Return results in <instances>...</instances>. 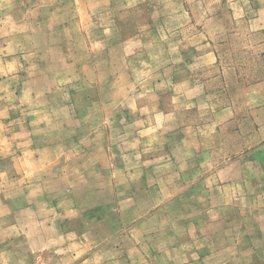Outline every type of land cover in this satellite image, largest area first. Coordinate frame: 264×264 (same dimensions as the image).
Wrapping results in <instances>:
<instances>
[{
    "label": "rangeland",
    "instance_id": "374dc122",
    "mask_svg": "<svg viewBox=\"0 0 264 264\" xmlns=\"http://www.w3.org/2000/svg\"><path fill=\"white\" fill-rule=\"evenodd\" d=\"M226 1L0 0V264L183 261L182 218L201 206L173 199L162 164L180 133L170 92L152 89L177 47L184 59L204 38L219 67L241 65L245 85L263 79V35ZM6 53L27 54L15 76ZM247 217L238 252L209 264H264V213Z\"/></svg>",
    "mask_w": 264,
    "mask_h": 264
},
{
    "label": "crops",
    "instance_id": "0c3cea01",
    "mask_svg": "<svg viewBox=\"0 0 264 264\" xmlns=\"http://www.w3.org/2000/svg\"><path fill=\"white\" fill-rule=\"evenodd\" d=\"M226 2L235 22L246 16L249 34L263 35L257 43L264 47V0ZM203 43V51L190 52L184 59L177 47L171 73L158 78L152 89L158 98L170 92L172 124L180 133L175 137L178 149L171 150L170 161L162 164L171 165L173 199L201 206L182 218L185 239L180 243V264H209L217 254L237 253L232 237L247 236V214L264 213V73L262 80L245 85L242 66L219 67L222 58L215 43L211 38H204ZM262 53L264 57V48ZM4 56L1 67L10 66L9 74L15 76L27 54ZM158 107L164 109L159 103ZM180 107L189 109L193 118L182 120L177 112ZM147 108L144 105L140 110ZM245 123L249 126L246 133ZM174 133L164 135L173 138ZM221 261L217 264H229L227 257Z\"/></svg>",
    "mask_w": 264,
    "mask_h": 264
}]
</instances>
